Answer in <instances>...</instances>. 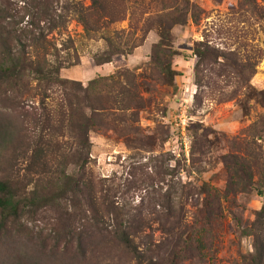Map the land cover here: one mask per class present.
I'll list each match as a JSON object with an SVG mask.
<instances>
[{"label":"rangeland","instance_id":"rangeland-1","mask_svg":"<svg viewBox=\"0 0 264 264\" xmlns=\"http://www.w3.org/2000/svg\"><path fill=\"white\" fill-rule=\"evenodd\" d=\"M24 1L0 0V179L23 202L39 199L7 223L0 264H251L264 253V0H190L194 9L170 31L171 85L152 70L155 30L108 67L94 66L104 43L86 40L76 21L49 34L47 61L76 84L75 105H85L78 84L120 71L143 85L138 110L86 111L90 153L80 165L96 193L97 227L85 205L58 192L61 171L72 175L79 165L73 153L59 159L43 151L42 97L24 79L15 39L24 44ZM112 28L127 30L128 20ZM48 93L55 115L61 97ZM124 226L140 231V262L116 237Z\"/></svg>","mask_w":264,"mask_h":264},{"label":"trees","instance_id":"trees-1","mask_svg":"<svg viewBox=\"0 0 264 264\" xmlns=\"http://www.w3.org/2000/svg\"><path fill=\"white\" fill-rule=\"evenodd\" d=\"M26 1V0H25ZM24 1V44L15 37L17 43L24 48V79L37 84V92L41 95V116L37 120L41 143L46 156L55 154L62 159L73 153L77 164L72 175L61 171L64 179L59 189L60 195L71 194L77 203L85 205L94 214L95 225L101 216L97 208V198L91 181H84L83 163L90 153L88 132L91 128V116L86 111H98L103 116L106 112H128L140 109L139 90L142 83L137 82L138 76L129 71H120L108 77H100L87 83L85 87L78 84L76 91L80 92L85 105H75L70 98L71 86L74 82L62 80L58 69L47 61L49 34L63 30L74 20L81 25L86 40L102 41L104 49L92 58L94 66L110 64L116 56H128L142 45L148 32L157 31L159 42L152 51L151 64L155 77L164 79L171 85L174 72L171 70L170 57L176 55L170 45V31L176 25H183L194 5L190 0H27ZM84 1L89 5L85 6ZM117 6L118 10H115ZM147 15L146 18L144 16ZM128 20V28L115 29L123 21ZM112 31L108 32L109 29ZM138 35V36H137ZM137 36V37H135ZM195 51V50H194ZM169 79V80H168ZM140 80V77H139ZM101 87V89H97ZM56 90L61 97L57 105L58 111L51 115L45 100L49 92ZM29 83L24 93H30ZM93 95L94 100L91 99ZM97 98V99H96ZM94 101L98 103L97 107ZM79 112L77 121L75 114ZM77 116V115H76ZM84 121L86 125L74 126V122ZM78 130V133L75 132ZM71 141V145L66 142ZM64 146L68 147L67 153ZM59 153H57V152ZM37 153V150L34 151ZM59 159H56L57 161ZM45 173V172H44ZM33 194H37L34 192ZM37 196V195H36ZM31 201L19 194L14 185L5 179H0V235L10 219H17L21 211L29 203H36L38 197ZM43 203L51 202L55 197H42ZM41 198V199H42ZM264 214V208L262 215ZM182 218V217H181ZM261 220V219H260ZM264 224H260L262 228ZM115 228L116 237L130 256L140 262L145 256V250L135 243L140 231L132 226ZM188 239L189 236H186ZM81 248V244L79 245ZM149 252L148 248H145ZM251 264H264L262 247L251 258Z\"/></svg>","mask_w":264,"mask_h":264},{"label":"crops","instance_id":"crops-1","mask_svg":"<svg viewBox=\"0 0 264 264\" xmlns=\"http://www.w3.org/2000/svg\"><path fill=\"white\" fill-rule=\"evenodd\" d=\"M104 67H108V65L104 66Z\"/></svg>","mask_w":264,"mask_h":264}]
</instances>
